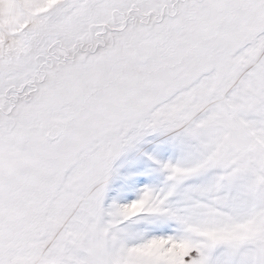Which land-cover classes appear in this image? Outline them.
Segmentation results:
<instances>
[{"label":"snow or ice","instance_id":"obj_1","mask_svg":"<svg viewBox=\"0 0 264 264\" xmlns=\"http://www.w3.org/2000/svg\"><path fill=\"white\" fill-rule=\"evenodd\" d=\"M0 264H264V0H0Z\"/></svg>","mask_w":264,"mask_h":264}]
</instances>
